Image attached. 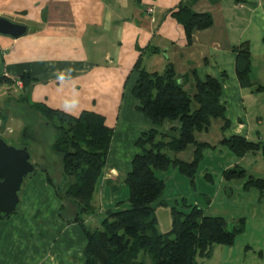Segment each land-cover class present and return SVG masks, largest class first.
<instances>
[{
    "label": "crops",
    "instance_id": "1",
    "mask_svg": "<svg viewBox=\"0 0 264 264\" xmlns=\"http://www.w3.org/2000/svg\"><path fill=\"white\" fill-rule=\"evenodd\" d=\"M191 1L193 11L209 13L213 25L195 32L187 45L184 30L171 13ZM147 9L153 12L148 14ZM0 17L27 27L18 39L0 36L2 76L13 82L26 74L32 103L72 116L95 112L114 129L98 205L130 171L141 134L152 129L168 134L170 127L177 126L165 122L155 127L136 111L139 103L131 90L138 61L149 73H160L170 64L178 77L187 80L193 71L201 81L207 77L219 80L224 73L220 102L232 135L246 139L250 135L243 103L247 89L240 88L236 79L231 48L248 42L252 69L258 64L264 72L260 65L264 63V0H244L243 4L234 0H0ZM38 178L43 192L24 193L21 221L16 217L0 220V264H85L86 239L77 224L63 228L62 222L54 220L40 229L47 211L38 208L37 202L42 196H55L45 175ZM116 199L112 196L108 207ZM67 230L71 237L62 240ZM234 247L235 243L215 246L208 258L197 263L220 264L224 257L232 263ZM250 252L246 247L236 264L262 263V256Z\"/></svg>",
    "mask_w": 264,
    "mask_h": 264
},
{
    "label": "trees",
    "instance_id": "2",
    "mask_svg": "<svg viewBox=\"0 0 264 264\" xmlns=\"http://www.w3.org/2000/svg\"><path fill=\"white\" fill-rule=\"evenodd\" d=\"M234 2L243 4L244 0ZM171 16L183 28L187 45L191 44L195 32L207 30L213 25L209 13L193 11L192 1L180 4ZM231 53L240 88L252 93L264 92V87L251 79L249 43L232 47ZM134 71L137 79L131 95L139 103L136 111L155 127H161L165 122L176 123L177 126L169 128L168 134L172 136L152 129L136 140L138 153L133 157L131 169L123 181L128 197L117 203L124 205L126 202L125 208L108 210L99 228H86L82 216L94 214L93 196L107 166L114 129L108 127L104 117L95 112L82 111L78 116H72L44 104L32 103L26 74L19 77L22 88L15 101V111L23 121L18 147L28 150L32 143L41 144L43 152L41 164H35L33 173L24 180L41 167L39 170L57 198L73 203L76 214L67 223L77 224L83 232L86 239L83 249L85 264H145L139 260L140 254L148 256L151 264H198L199 259L211 255L213 247L233 246L243 229L240 225L229 228L223 218L205 216L193 205L187 206V211L171 207L170 230L160 233L155 212L167 205L161 201L164 182L156 173L173 165L180 173L193 177L203 151L208 147V144L198 142L196 135L207 133L216 120L222 122L221 131L229 128L225 107L220 102L226 75L222 73L219 80L207 77L201 81L193 71L187 80L178 77L170 64L160 73H149L139 61ZM12 83L0 74V85ZM7 104L5 102V106ZM1 117L4 122L6 117ZM220 144L237 158L260 153L264 160L262 141L252 142L231 135L224 137ZM189 146L194 148L191 162L175 157ZM244 174V170L233 169L225 171L223 177L231 180ZM247 186L257 189L261 195L264 193V179L250 177ZM6 218L0 215V220Z\"/></svg>",
    "mask_w": 264,
    "mask_h": 264
},
{
    "label": "rangeland",
    "instance_id": "3",
    "mask_svg": "<svg viewBox=\"0 0 264 264\" xmlns=\"http://www.w3.org/2000/svg\"><path fill=\"white\" fill-rule=\"evenodd\" d=\"M260 65L264 66V63ZM263 66H260V68ZM251 79L255 84H260L264 87V72L258 70V64H255L252 69ZM20 90L14 84L0 85V138L15 148H19V136L23 128V121L15 111L17 109L15 101L20 95ZM243 93L245 95L243 103L246 109V115L249 118L246 121L247 123H245L249 127L250 132L248 140L252 142H264V92L252 93L250 90H247ZM5 102L6 104L8 103L6 106ZM1 115L6 117L4 122ZM258 119L261 120L260 124H257ZM221 127L222 122L216 120L212 122L207 133L196 135V140L208 144V147L204 149L203 157L193 177L180 173L178 167L173 165H170L165 171H158L156 173V176L164 182L165 187L161 201L167 205V207H159L156 209L157 228L160 233H165L170 230L171 218L169 209L171 207L187 211L189 209L187 206L194 205L205 216L223 218L229 228L240 225L243 229L241 234L235 239V247L232 253L233 261L229 264H236L235 260L241 257V253L246 247H249L250 251H253V253L250 252L251 256H262L263 259L260 264H264V193L261 195L257 189L247 186L250 177L264 179V160L260 153H249L243 158L234 156L226 146L220 144V141L224 137L233 134L232 128L229 127L225 131H221ZM8 130L12 132L8 133ZM168 136L172 135L168 134ZM48 151L50 154L51 151L48 149L47 153ZM193 151V146H189L185 151L178 153L175 157L183 162L189 163L193 160ZM28 152L30 162L33 165L41 162V156L39 158L37 157L39 153L42 155L43 152L41 144H30ZM170 156L172 158L174 157L173 154H170ZM57 159L60 166V158L58 157ZM39 168L41 167H37L35 171L36 176L33 175L35 176L34 178L30 176L24 180L18 193L20 202L16 212L1 221H7V219L9 220L13 217L21 221L19 211L25 203V200H23L24 193L35 191L43 192V188L37 183L39 175L43 174ZM233 169L237 171L244 170V176L225 180L223 173ZM124 176L125 174L115 184L117 190L114 193H107L104 196L101 205H98L99 201L97 197L98 192H101L100 190L103 188L101 182L97 184L92 201L93 206H95L94 214L82 216L87 229L94 230L95 228H99L100 222L108 210L114 211L117 208L123 209L127 206L126 202L124 205H116V202L124 201L128 197V189L123 182ZM32 185L34 186L33 191L31 190ZM54 196V199L42 196L40 198L41 200L37 202L38 208L47 211V216L42 218V226L40 228L42 231L46 229L43 226L48 224L50 226L54 220L58 224L62 222L63 228H66L68 224H73L67 223L76 214V208L73 203L62 199L60 200L55 193ZM112 196L117 199L114 201L113 207H108L109 203L112 204L110 202ZM61 206L63 207L62 210ZM37 219V217H34L33 222L36 223ZM10 224H12V220ZM69 235L71 237L70 230H67L61 239L66 240V237ZM139 260H143L145 264H151V259L148 256L140 254ZM199 261L201 260L199 259ZM227 262L228 260L224 257L220 264H228Z\"/></svg>",
    "mask_w": 264,
    "mask_h": 264
},
{
    "label": "water",
    "instance_id": "4",
    "mask_svg": "<svg viewBox=\"0 0 264 264\" xmlns=\"http://www.w3.org/2000/svg\"><path fill=\"white\" fill-rule=\"evenodd\" d=\"M26 33L25 25L0 17V36L18 39ZM34 169L26 147L15 148L0 138V215L8 217L17 210L24 178Z\"/></svg>",
    "mask_w": 264,
    "mask_h": 264
},
{
    "label": "built area",
    "instance_id": "5",
    "mask_svg": "<svg viewBox=\"0 0 264 264\" xmlns=\"http://www.w3.org/2000/svg\"><path fill=\"white\" fill-rule=\"evenodd\" d=\"M146 12H147L148 14H151V13L153 12V10H152V9H147ZM13 83H14V85H15L17 88H19V89L22 88V82H21L18 78L14 79V80H13ZM0 127H1V121H0ZM11 132H12L11 130H8V133H11Z\"/></svg>",
    "mask_w": 264,
    "mask_h": 264
}]
</instances>
